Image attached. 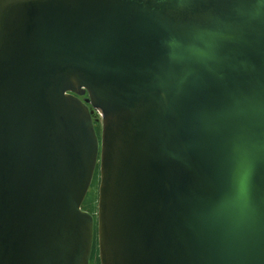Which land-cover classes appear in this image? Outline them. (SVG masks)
Instances as JSON below:
<instances>
[{"label": "water", "instance_id": "1", "mask_svg": "<svg viewBox=\"0 0 264 264\" xmlns=\"http://www.w3.org/2000/svg\"><path fill=\"white\" fill-rule=\"evenodd\" d=\"M97 165L100 264H264V0H0V264H90Z\"/></svg>", "mask_w": 264, "mask_h": 264}, {"label": "trees", "instance_id": "2", "mask_svg": "<svg viewBox=\"0 0 264 264\" xmlns=\"http://www.w3.org/2000/svg\"><path fill=\"white\" fill-rule=\"evenodd\" d=\"M97 132L100 135V128L97 127ZM93 184H99V170L97 168L96 170V174H95V178H94V182ZM97 198H98V194H88L84 203H83V209H87L92 213H96L97 212ZM97 232V231H96ZM93 257H96V264H100V260L98 257V243H97V236L95 237V242H94V247H93V253H92Z\"/></svg>", "mask_w": 264, "mask_h": 264}, {"label": "rangeland", "instance_id": "3", "mask_svg": "<svg viewBox=\"0 0 264 264\" xmlns=\"http://www.w3.org/2000/svg\"><path fill=\"white\" fill-rule=\"evenodd\" d=\"M94 121L100 126L101 128V116L98 113L94 114ZM99 184H93V186L90 188L89 193L91 194H98ZM88 193V194H89Z\"/></svg>", "mask_w": 264, "mask_h": 264}, {"label": "flooded vegetation", "instance_id": "4", "mask_svg": "<svg viewBox=\"0 0 264 264\" xmlns=\"http://www.w3.org/2000/svg\"><path fill=\"white\" fill-rule=\"evenodd\" d=\"M91 264H96V257H93V255L91 257Z\"/></svg>", "mask_w": 264, "mask_h": 264}]
</instances>
